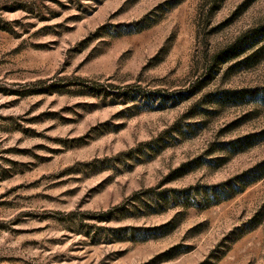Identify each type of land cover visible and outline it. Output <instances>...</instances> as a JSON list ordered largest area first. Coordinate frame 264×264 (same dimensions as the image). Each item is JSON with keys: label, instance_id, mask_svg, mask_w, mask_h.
Listing matches in <instances>:
<instances>
[{"label": "rangeland", "instance_id": "374dc122", "mask_svg": "<svg viewBox=\"0 0 264 264\" xmlns=\"http://www.w3.org/2000/svg\"><path fill=\"white\" fill-rule=\"evenodd\" d=\"M0 264H264V0H0Z\"/></svg>", "mask_w": 264, "mask_h": 264}, {"label": "trees", "instance_id": "16d2710c", "mask_svg": "<svg viewBox=\"0 0 264 264\" xmlns=\"http://www.w3.org/2000/svg\"><path fill=\"white\" fill-rule=\"evenodd\" d=\"M258 52H259V49L254 51V55H257ZM234 55H236V54H230V57L228 59L233 58Z\"/></svg>", "mask_w": 264, "mask_h": 264}]
</instances>
